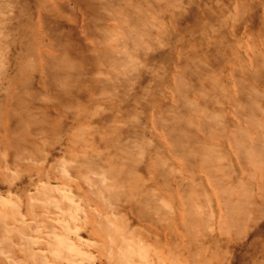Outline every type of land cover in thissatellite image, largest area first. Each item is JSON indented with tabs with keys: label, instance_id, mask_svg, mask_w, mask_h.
I'll return each instance as SVG.
<instances>
[{
	"label": "bare ground",
	"instance_id": "obj_1",
	"mask_svg": "<svg viewBox=\"0 0 264 264\" xmlns=\"http://www.w3.org/2000/svg\"><path fill=\"white\" fill-rule=\"evenodd\" d=\"M146 95L139 127L130 112ZM63 143L68 160L54 157ZM0 162L24 185L32 169L77 177L71 193H30L42 213L0 198V264H100L68 243L80 227L103 236L104 264H207L214 223L240 237L264 211V0H0ZM83 195L102 211L71 209Z\"/></svg>",
	"mask_w": 264,
	"mask_h": 264
},
{
	"label": "rangeland",
	"instance_id": "obj_2",
	"mask_svg": "<svg viewBox=\"0 0 264 264\" xmlns=\"http://www.w3.org/2000/svg\"><path fill=\"white\" fill-rule=\"evenodd\" d=\"M247 1L249 2L251 0H247ZM233 11H234V13L236 12L235 9ZM246 13L247 12H245V14H243V15L247 17L248 14H246ZM247 20H248V18H247ZM184 22H185V20H184ZM240 22L241 21L238 20L236 22V24H238ZM193 23H195V22L193 21ZM193 23L188 22V25L191 26V24H193ZM239 25L243 26V27L245 26V24H239ZM239 25H237V26L239 27ZM231 27L232 26L228 25V28L227 27L225 28L227 33H228L227 29L230 30ZM180 28H181V25H180ZM182 28H184V26H182ZM238 31H239V33H242L241 31H243V29L241 30L239 28ZM244 34L245 35L242 36L243 39L246 37V33H244ZM185 36H186L185 38H187L188 34H186ZM228 38L230 40V35H228ZM170 82H172V80H170ZM157 83L159 84V87H162L165 90L167 89L166 88L167 87L166 86V83H167L166 79H164V80L162 79L159 82L157 81ZM193 97L195 98V95H193ZM151 99H152V97H147V95L145 96V99H143L144 101L142 100L143 102L141 101V99H139L138 104L140 106L134 110H131V112H130V113H132L131 116L135 117L136 115H138L137 113L141 108L144 111L145 110L144 109L145 102L148 101V102L152 103L153 100H151ZM111 107H112V110L115 109L113 103L111 104ZM117 111H118V109H117ZM151 114L152 113L150 112L149 115H151ZM139 115L142 116V114H139ZM140 116L136 117L138 120L137 124L139 127H141L145 123V119L140 120ZM151 120H152V118L147 119V122L149 125L152 123ZM155 130H156L157 138H153V140H154L153 143L157 146L162 147V148H166V151H167V146L169 143L167 135L162 130H160L159 128L154 129V131ZM136 136H138L137 137L138 140H136V142L139 141L140 143H142L141 135L137 133ZM211 140L213 142L218 141L217 139H211ZM124 142H125L124 139H121L119 141V143H121V144H124ZM65 146H66L65 143L57 146L58 152L55 154V156H54L55 158L61 159V158H64V155H65L66 156L65 159L66 160L69 159V156H68L69 150H65L64 149ZM101 146L106 147L107 145L102 144V145H99L98 148H100ZM135 147L136 146H133L134 150H135ZM121 148L124 149L123 147H121ZM225 148L228 149L229 146L228 147L225 146ZM142 149L137 148L135 150L138 153L140 152L139 158L137 157V154H135V151L133 152L134 159H137V161L141 160ZM144 149L146 151V148H144ZM63 151H65L66 153H63ZM123 152L126 153L124 150H123ZM54 157L52 158V160L50 159L51 160L50 162L55 160ZM3 165L4 164H2L0 162V166L3 167ZM133 166H134V164H133ZM32 170H33V172H31V175H33L34 181H32L30 184H27L25 181L26 185H24V183H21V180L18 178V176L16 177V175H19V174H17L19 171L17 167L5 170L6 171V173H5L6 179L3 177H0V198L5 199L6 202L8 203V206L9 205L12 206L13 204H15V207H17V209L19 210V212L21 211V213H23L25 211V208L27 206L28 207L32 206L33 211H35L37 213H42V211H43L42 209H38V207H36L32 204L33 199L30 198V193L35 191L34 192V194H35L39 188H43V184H47L48 186H53V187H55V186L63 187L67 192L69 191L70 193H71V189L75 190V188H74L75 187V180H76L75 178H77V177L70 175V174H67L66 170L60 172V174L66 176V178H65L66 180H63V179L57 180L56 178H54L52 176L48 177L44 174L41 175V177H35V170H37V169H32ZM22 171L23 170L21 168V170L19 172L22 173ZM26 176H28V175H26ZM67 189H69V190H67ZM208 193L211 194V191H208ZM48 196L54 197L51 194ZM38 197H40V196H38ZM70 197L72 199L71 203L73 204V205L70 204L71 209H74V207H76V206L78 207V206L82 205L85 209L93 206L97 209L98 212L102 211L100 205L99 204H93L92 199L90 197H88L87 195L86 196L83 195L81 198H79L80 196L78 198H74L73 196H70ZM36 200H33V201H36ZM169 200L172 203L168 204L167 207L171 210L172 213L174 211L175 214H177V216H179V215L181 216L182 207L180 208L177 204L181 203L180 201H182V196L180 194H177V196H175V200H176L177 204L174 203L173 199H169ZM263 202H264V198H263ZM51 206H53V205H51ZM182 206H184V204ZM54 208H55V211L52 208V211H51L52 213L59 212L56 207H54ZM218 209L219 208H215L216 213H217ZM255 210H257V209H253L252 213H254V214H251L252 219H250V220H252V223L254 221L255 226L253 227L252 231H250L248 234H246L244 231L240 237H237V236H234L233 234H229V231H227L225 233V235L222 236V234L221 235L219 234V232L222 230L220 229L218 223H214V225L209 228L213 234L215 232L219 236L217 238L218 240L217 239L212 240V236H213V234H212V236L210 238H207L204 241V245L206 246V249L201 254L202 257L204 255H206V257H208L210 255H215V259L210 260V262L208 261L207 264H264V211H262L260 213H256ZM151 211H153V210H151ZM0 212L2 214L4 213V212H2V210H0ZM48 212H50V211H48ZM130 219H131V217H130ZM179 219L181 220V218H179ZM81 224L82 223L78 222V224H77L78 226H76L75 228L78 229ZM90 226L91 227L94 226V228H95L96 224H94V225L91 224V225H89V227ZM70 228L69 229L67 228L66 230L73 231L72 229L74 227L73 228L70 227ZM132 228L133 229L136 228L138 231L141 230L142 232L148 233L151 235H157L158 237L162 236L159 233L158 229H156L155 226H153L149 222H141L138 224L134 223L132 225ZM163 229L166 230V226H164ZM80 230H82V231L79 234V237L78 238L70 237L71 240L69 239L68 243L75 244L76 247H80V248H78L81 251L80 255H85V257L88 258L89 260H93V258H100V264H104V261H103L104 260L103 259L104 254L100 250L101 245H103V242H104L103 236L99 233H93L94 235L88 236L84 233L85 228L80 227ZM43 232H44V230H43ZM173 232H174V234H178L179 231L177 228H174ZM162 240H163V242H165L167 240V238L162 237ZM151 243H153V242H151ZM218 247H220L222 249L221 252H219L217 250ZM216 254H218V255H216ZM0 255H6L5 249L3 248L2 243H0ZM71 255H78V254H77V252L75 254H73L71 252ZM158 255H160L161 258L164 259V261H167V259L169 257L165 248H158ZM198 255H200V254H198ZM198 255H195V257H197ZM178 256H177V258H178ZM179 260H180L179 262H181L182 264H187L186 259L181 257ZM85 263H87V262H85Z\"/></svg>",
	"mask_w": 264,
	"mask_h": 264
}]
</instances>
